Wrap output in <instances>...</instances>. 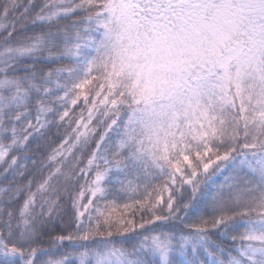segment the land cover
<instances>
[{"label": "snow or ice", "instance_id": "snow-or-ice-1", "mask_svg": "<svg viewBox=\"0 0 264 264\" xmlns=\"http://www.w3.org/2000/svg\"><path fill=\"white\" fill-rule=\"evenodd\" d=\"M0 264H264V0H0Z\"/></svg>", "mask_w": 264, "mask_h": 264}]
</instances>
